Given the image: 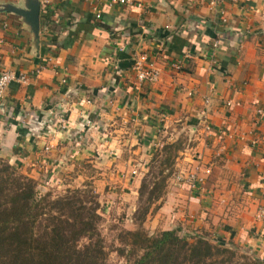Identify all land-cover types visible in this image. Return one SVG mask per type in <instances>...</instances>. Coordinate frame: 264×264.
<instances>
[{
    "label": "crops",
    "instance_id": "obj_1",
    "mask_svg": "<svg viewBox=\"0 0 264 264\" xmlns=\"http://www.w3.org/2000/svg\"><path fill=\"white\" fill-rule=\"evenodd\" d=\"M43 1L0 0V69L26 76L0 100V161L46 186L93 162L106 184L135 188L147 142L186 129L193 143L176 165L209 175L195 191L169 187L153 224L206 230L264 260V0ZM31 3L36 34L11 11ZM140 54L156 83L135 81Z\"/></svg>",
    "mask_w": 264,
    "mask_h": 264
},
{
    "label": "trees",
    "instance_id": "obj_2",
    "mask_svg": "<svg viewBox=\"0 0 264 264\" xmlns=\"http://www.w3.org/2000/svg\"><path fill=\"white\" fill-rule=\"evenodd\" d=\"M38 187L40 183L0 161V264H106L95 197L82 198L77 190L53 197ZM146 190L142 179L138 199ZM155 190L152 183L147 205L155 200ZM145 212L143 207L132 214L130 222L137 229L123 231V246L115 249L125 264H262L231 243L179 236L180 229L147 235L140 224Z\"/></svg>",
    "mask_w": 264,
    "mask_h": 264
},
{
    "label": "rangeland",
    "instance_id": "obj_3",
    "mask_svg": "<svg viewBox=\"0 0 264 264\" xmlns=\"http://www.w3.org/2000/svg\"><path fill=\"white\" fill-rule=\"evenodd\" d=\"M192 143L193 139H190V135L186 129L178 131L172 137L169 135L165 136V133H161L158 135V137H155L153 141L149 140L147 142V153H144V161L142 160L141 163L143 167H136V169L140 172L138 174V177H140V182L138 185H134L135 188L132 187L133 184L128 182L125 183L124 186L120 185L121 187L119 188L117 187L118 184L115 183L109 185L106 184L105 176L107 175V169L103 168V164L98 165L92 162L86 163L80 168L69 167V170H67V176L71 177L68 178L69 180L64 183V185L46 186L41 183L40 187H38V191L45 193L48 190L54 197V195H64L66 190H77L79 192V196L81 197H95L99 205L98 212L101 217L98 230L102 240H104L106 264H125L124 259L117 255L115 249L123 246L121 242V235L123 231H132L137 229V223H135V220L132 219L133 223L135 224L130 222L132 214L134 212H140L141 209L145 207L146 212L144 219L140 223L141 229L147 235L161 231V229L164 227L163 224L160 226H155L152 222V218L158 213L159 207L163 203L162 197L164 192H166L169 187L176 185L181 186L180 183L174 181V176L178 173V171H187L190 168L184 167L179 169L176 165L175 159L179 157V151L183 152L186 150V148L188 149ZM99 157V153H95L91 160H98ZM99 162H102L101 158H99ZM158 170L159 172L157 173ZM142 179H145L147 190L143 193L142 197L138 199L137 190ZM160 179L164 181L161 182ZM152 183H156L157 185V190H155L153 193L156 197L155 200L151 201L147 205L149 188L152 186ZM113 186H115V188H112ZM126 187L128 192L122 195L123 192H121V189L124 188L125 190ZM116 188H118V190L115 191ZM130 190H132L133 193H131ZM172 207L173 206L170 205L169 209ZM166 213L169 214L170 211L163 214L161 213L158 216V219L162 216L167 217ZM178 235H184L187 238L205 236L208 240H210V242L214 243L216 241L211 239V233L207 232L206 230H202L199 234L192 229H180ZM236 248L238 252L250 254V251H247L242 247L236 246ZM261 262L264 264V260H261Z\"/></svg>",
    "mask_w": 264,
    "mask_h": 264
},
{
    "label": "built area",
    "instance_id": "obj_4",
    "mask_svg": "<svg viewBox=\"0 0 264 264\" xmlns=\"http://www.w3.org/2000/svg\"><path fill=\"white\" fill-rule=\"evenodd\" d=\"M207 3L209 8H215L218 5H221L224 2L232 1V0H203ZM44 4L48 3V0L43 1ZM110 5L118 4V5H126L130 4L129 0H109ZM139 6V5H136ZM219 15L222 16V12H218ZM94 18L99 19V15L95 14ZM220 20L224 22V19ZM171 67L175 70L179 69V65L177 63L172 64ZM42 67H40L41 69ZM134 79L138 84H154L158 81L159 71L156 67L148 63L147 57L144 54H140L136 56L132 63L131 67ZM26 81V76L24 74H15L8 70L0 69V100L3 99L4 91L6 87L10 83L23 84ZM203 103V112L208 110V99L205 98L202 101ZM231 103L228 101L225 103V106H229ZM54 117V116H53ZM203 128L205 131H209V126L207 125L205 118L202 119ZM60 126L62 127V120H59ZM209 168L200 165L199 163H193L189 170L187 171H178L174 176V181L180 183L185 186L189 191H195L202 185L205 178L209 175ZM255 218L258 220L264 219V206L258 207L255 212Z\"/></svg>",
    "mask_w": 264,
    "mask_h": 264
},
{
    "label": "water",
    "instance_id": "obj_5",
    "mask_svg": "<svg viewBox=\"0 0 264 264\" xmlns=\"http://www.w3.org/2000/svg\"><path fill=\"white\" fill-rule=\"evenodd\" d=\"M13 13L23 18L24 21L32 29L33 33H37L38 29V5L36 3H31L25 10L21 9H11Z\"/></svg>",
    "mask_w": 264,
    "mask_h": 264
}]
</instances>
